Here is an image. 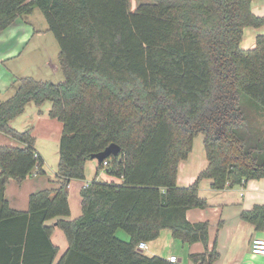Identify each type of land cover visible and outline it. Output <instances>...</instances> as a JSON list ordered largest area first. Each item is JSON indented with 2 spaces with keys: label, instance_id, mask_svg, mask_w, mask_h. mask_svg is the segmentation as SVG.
<instances>
[{
  "label": "trees",
  "instance_id": "trees-1",
  "mask_svg": "<svg viewBox=\"0 0 264 264\" xmlns=\"http://www.w3.org/2000/svg\"><path fill=\"white\" fill-rule=\"evenodd\" d=\"M255 0H0V35L23 16L40 10L59 45V84L23 78L0 101V133L25 147L0 145V264H55L54 227L69 250L58 264H179L147 256L141 243L163 231L189 246L201 243L195 264H215L209 223L193 224L187 213L206 209L204 181L224 191L264 179V35L243 50L246 28L264 26ZM51 103L49 117L63 124L57 171L60 188L30 197L16 212L5 198L8 182L19 184L44 160L33 130L13 121L30 104ZM205 136L208 167L189 187L178 184L198 135ZM117 145L121 152L98 168L121 183L97 178L81 191L82 216L70 220L69 186L86 179L93 157ZM108 166H105V163ZM242 220L264 230V205ZM124 231L129 241L118 237Z\"/></svg>",
  "mask_w": 264,
  "mask_h": 264
},
{
  "label": "crops",
  "instance_id": "crops-1",
  "mask_svg": "<svg viewBox=\"0 0 264 264\" xmlns=\"http://www.w3.org/2000/svg\"><path fill=\"white\" fill-rule=\"evenodd\" d=\"M136 1L135 8L133 7V2ZM137 0H132V10L135 11L137 8ZM252 11L258 17L264 16V0H255L252 4ZM20 19L16 22L18 23ZM21 25V24H20ZM17 24L13 27L9 28L5 32L0 35V94L8 93L7 96H12L9 93L10 89L15 86V83H9L6 76L5 71V63L7 60L15 57L18 53L17 49H12V45L16 42L18 45H22L25 43L30 35L35 30L28 26V28H22L19 30V37L16 36L18 29ZM23 26V25H22ZM46 30H49L46 28ZM260 35H264V26L261 28H246L244 30V37L241 43V48L243 50H251L256 47L257 37ZM35 36L34 34L32 37ZM7 37L5 40L4 38ZM18 37V38H17ZM19 41H16L18 40ZM20 54V53H19ZM58 71L60 68L58 66L53 67ZM13 90V89H12ZM8 98V99H9ZM31 105V104H30ZM29 105V106H30ZM28 106V107H29ZM27 107V108H28ZM51 106L42 110V115L45 113L49 117ZM36 113L38 117V123L47 122L46 119L40 118L41 113L38 108H36ZM24 115V114H23ZM23 115L20 118H23ZM15 120V121H16ZM13 121V123L15 122ZM49 125L45 128L48 133L55 132L54 138L58 145H60L61 137L63 134V124L56 119H51L49 117L48 120ZM47 122V123H48ZM24 130H33V136L36 138V149L39 155L44 160V167L43 170L45 171L46 159L44 157V152L38 147V137L40 135L37 125H26ZM31 128V129H30ZM43 129V128H42ZM54 129V130H52ZM8 137V136H7ZM5 136V134L0 133V145L4 147H15V148H24L25 146L14 140L9 139ZM50 138V136H48ZM18 142V143H17ZM47 143V142H46ZM20 146V147H19ZM192 155V153H191ZM182 162L179 168V176H178V184L180 187H189L191 186L198 176L208 167V162L203 166L199 173L195 174L193 179L187 180L188 177L182 180V168L189 163V160ZM91 162V161H89ZM88 162V163H89ZM86 165V171L87 166ZM57 171L53 173L54 175L49 177L47 172L45 171L44 175H40L37 171H35L27 180H25L22 184H19L16 180L11 179L8 184L6 185L5 190V198L9 202L10 207L16 212H27L29 210V203L30 197L33 194L44 190H55L60 188V184L57 178ZM101 173V172H100ZM86 174V173H85ZM102 174V173H101ZM100 174L97 178L99 181ZM95 178V179H96ZM107 181L104 183H121L122 181L109 177L106 175ZM94 179V180H95ZM182 181V182H181ZM92 183V181H88L87 176L84 181L80 180H73L69 186L70 196L69 202L71 206L72 215L70 220H76L82 216V198H81V191L87 185ZM212 181H204L201 185L200 189V196L206 199L208 203V208L206 209H193L187 213V219L189 222L196 224V223H209V250L211 251L215 244L217 243L218 253L220 255L219 259L216 261L215 264H264V257L256 256L252 253L251 244L252 241L255 239H264V230L261 232H257L255 227L245 221L242 220L241 216L244 211L251 210L256 205H264V179L261 180H253L247 183L245 187H235L231 188L228 187L224 191H215L211 188ZM207 192L210 197H204L203 193ZM79 199L80 202L77 200L78 203L77 210L73 207L72 198ZM58 219L50 221L47 223L49 226L54 227V232L52 235V243L59 249V254L55 261V264H58L60 260L64 257V255L69 250V242L65 233L58 228L57 225ZM164 232V231H163ZM169 235L171 233L168 231ZM118 235V234H117ZM124 241H129L130 237L126 234V236L119 237ZM159 241V240H158ZM148 250L150 257H160L166 260H169L171 257H176L177 255L173 254L165 245H160V243H149ZM185 251V258H187L186 264H195L190 256L194 254H203L206 252V247L204 244L198 243L195 245L190 246V248L184 249ZM181 261V262H180ZM184 260L182 258H178V263L182 264Z\"/></svg>",
  "mask_w": 264,
  "mask_h": 264
},
{
  "label": "rangeland",
  "instance_id": "rangeland-1",
  "mask_svg": "<svg viewBox=\"0 0 264 264\" xmlns=\"http://www.w3.org/2000/svg\"><path fill=\"white\" fill-rule=\"evenodd\" d=\"M149 1V0H146ZM136 1L133 2V7L135 8ZM18 26V29H16L17 32L16 36L19 37V30L22 28H28L30 26L35 30V33L33 32L28 40L23 43L22 45H18L17 42L12 45V49H19L18 54L7 60L5 63V71L6 76L9 83H15V87L19 85V81L23 78H34L38 81H44V82H52L54 84H59L64 81V75L62 71L59 69L56 71L53 67L58 66L59 67V45L57 43V40L55 39V36L49 32V30H46L48 28V23L45 19V16L40 10L35 11L32 15L23 16L20 18V21L16 23ZM23 25V26H22ZM35 35L32 37V35ZM17 37V38H18ZM7 37L4 38V40ZM16 41H19L16 40ZM20 53V54H19ZM13 79V81H12ZM13 89V90H12ZM10 94H14V88L12 87L9 91ZM8 93L0 94V101H5L9 98L7 96ZM11 97V96H10ZM51 106V103L47 102L43 106L38 107L35 104H31L27 109L25 114L23 115V118H20L19 120H16L14 123L11 124V127L19 132H24L26 125H37V129L40 133L38 137L37 145L38 147L44 152V157L46 159V165H45V171L47 172V175L49 177L53 176L54 172L58 169L59 160H60V145L57 144L56 140L53 139L56 131L50 132L51 134H47L48 131L45 129L50 122H48L49 117L45 113V115H42V110L49 108ZM36 108L40 110L41 116L40 118L48 119L47 122L38 123V117L36 113ZM252 117H254L256 120V125L258 129H262L264 132V118L257 116L256 112H252ZM21 117V116H20ZM260 127V128H259ZM43 128V129H42ZM31 129V128H30ZM54 130V129H52ZM7 137V135H5ZM50 136V138H48ZM11 139L10 137H7ZM205 136L203 134L198 135V137L195 139L194 142V148L191 155V158L189 160V163H187L182 168V180L184 178L188 177L187 180L193 179L194 175L202 171L201 169L203 166L207 163L206 159V153H205V145H204ZM47 142V143H46ZM18 143V142H17ZM20 147V146H19ZM100 164L97 160H92L88 163L86 176L88 181H94L98 174V168ZM102 173V174H101ZM100 173L99 182L107 181L106 178V170L102 171ZM196 181V177L194 178ZM208 181V180H207ZM182 182V181H181ZM60 184V183H59ZM204 197H210V195L207 192L203 193ZM77 200L80 202L79 199L72 198L73 207L77 210ZM126 236V233L124 231L118 232V237ZM159 240V241H158ZM157 241L153 243H160V245H165L169 251H171L173 254L177 255V259L182 258L184 262L182 264H186L187 258H185V251L184 249L190 248L189 245L184 244L181 240L175 239L172 237V235H169L168 231L162 232L160 238ZM144 253L148 256L149 252L144 251Z\"/></svg>",
  "mask_w": 264,
  "mask_h": 264
},
{
  "label": "built area",
  "instance_id": "built-area-1",
  "mask_svg": "<svg viewBox=\"0 0 264 264\" xmlns=\"http://www.w3.org/2000/svg\"><path fill=\"white\" fill-rule=\"evenodd\" d=\"M105 166H108L107 162L105 163ZM139 250L147 251L148 245L146 243H141L139 245ZM251 250L254 255L264 257V239L253 240L251 244ZM168 261L171 263H178L177 257H171Z\"/></svg>",
  "mask_w": 264,
  "mask_h": 264
},
{
  "label": "water",
  "instance_id": "water-1",
  "mask_svg": "<svg viewBox=\"0 0 264 264\" xmlns=\"http://www.w3.org/2000/svg\"><path fill=\"white\" fill-rule=\"evenodd\" d=\"M121 148L117 145H111L104 152L93 157L99 164H102L106 159L119 156ZM181 262V261H180Z\"/></svg>",
  "mask_w": 264,
  "mask_h": 264
}]
</instances>
